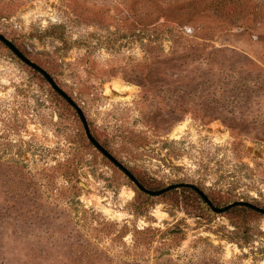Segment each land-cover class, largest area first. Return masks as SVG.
Wrapping results in <instances>:
<instances>
[{"label":"rangeland","instance_id":"374dc122","mask_svg":"<svg viewBox=\"0 0 264 264\" xmlns=\"http://www.w3.org/2000/svg\"><path fill=\"white\" fill-rule=\"evenodd\" d=\"M0 33L147 190L264 209V0H0ZM0 264H264V215L141 192L0 42Z\"/></svg>","mask_w":264,"mask_h":264},{"label":"water","instance_id":"95a60500","mask_svg":"<svg viewBox=\"0 0 264 264\" xmlns=\"http://www.w3.org/2000/svg\"><path fill=\"white\" fill-rule=\"evenodd\" d=\"M0 42H2L6 47H8V49L20 60L22 61L24 64H26L28 67L32 68L33 70L39 72L45 79L46 81L50 84V86L52 87V89L57 92L69 105H71L75 111L77 112L86 136L88 138V140L93 144V146L103 155L105 156L109 161H111L116 167H118L135 185L136 187L143 193L149 195V196H153V197H158L161 196L162 194L179 188V187H188L190 189H193L202 199L203 201L215 212V213H224L226 211H228L229 209L236 207V206H243L246 208H249L255 212H258L262 215H264V209L260 208L252 203H248V202H243V201H239V202H235L233 204H230L229 206L225 207V208H216L212 205L211 201L208 199V197L200 190L198 189L196 186L194 185H173V186H169L165 189H162L160 191H151V190H147L145 187H143L139 181L133 176V174L125 167L123 166L117 159H115V157L109 153L103 146H101V144L93 137V135L90 132L89 126H88V122L86 120V117L82 111V109L75 103V101L69 96L67 95V93H65L58 85L57 83L54 81V79L51 77V75L49 73H47V71H45L43 68H41L39 65H37L35 62L31 61L27 56H25L18 48L17 46L10 41L9 39H7L4 35H2L0 33Z\"/></svg>","mask_w":264,"mask_h":264},{"label":"bare ground","instance_id":"6f19581e","mask_svg":"<svg viewBox=\"0 0 264 264\" xmlns=\"http://www.w3.org/2000/svg\"><path fill=\"white\" fill-rule=\"evenodd\" d=\"M114 90H116V91H118V92H125V91H129L130 89L128 88V87H125V86H118V87H116ZM113 91V89L112 88H109V87H107V92L108 93H111ZM183 128H184V126H181V127H179L177 130L179 131V130H183ZM133 195H134V192L133 191H123L122 192V194H121V196L124 198V199H132V197H133ZM107 213L109 214V215H111L113 218H117L118 220H120L121 218H122V216L120 215V214H118V212H116L115 210H113V209H107ZM167 216V214L166 213H164V212H162V211H158V213H157V216L156 217H158L159 218V220L161 219V220H163L165 217Z\"/></svg>","mask_w":264,"mask_h":264},{"label":"trees","instance_id":"16d2710c","mask_svg":"<svg viewBox=\"0 0 264 264\" xmlns=\"http://www.w3.org/2000/svg\"><path fill=\"white\" fill-rule=\"evenodd\" d=\"M177 189H175V190H171V191H168L167 193H171V192H173V191H176ZM167 193H165V194H167ZM164 195V194H163ZM162 196V195H161ZM240 207H243V206H240ZM246 208V207H245ZM249 209V208H248ZM251 210V209H250ZM253 211V210H252Z\"/></svg>","mask_w":264,"mask_h":264},{"label":"flooded vegetation","instance_id":"af4514ba","mask_svg":"<svg viewBox=\"0 0 264 264\" xmlns=\"http://www.w3.org/2000/svg\"><path fill=\"white\" fill-rule=\"evenodd\" d=\"M180 188H185V187H179V188H176V189L178 190V189H180ZM187 188H188V187H187ZM173 190H175V189H173ZM192 190H193V189H192ZM170 191H171V190H170ZM166 193H167V192H166ZM164 194H165V193H164ZM162 195H163V194H162Z\"/></svg>","mask_w":264,"mask_h":264}]
</instances>
